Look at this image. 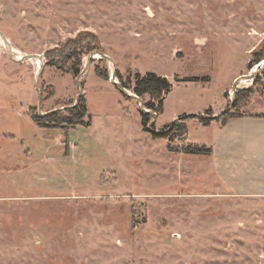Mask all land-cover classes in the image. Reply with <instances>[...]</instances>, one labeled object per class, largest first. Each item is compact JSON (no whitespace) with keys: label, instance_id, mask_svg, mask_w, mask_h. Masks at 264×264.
Here are the masks:
<instances>
[{"label":"rangeland","instance_id":"374dc122","mask_svg":"<svg viewBox=\"0 0 264 264\" xmlns=\"http://www.w3.org/2000/svg\"><path fill=\"white\" fill-rule=\"evenodd\" d=\"M82 31L101 51L79 75L48 64ZM263 47L264 0H0V264H264V197L233 195L209 156L169 149L209 144L216 124L156 137L150 96L133 92L137 72L173 84L156 131L234 112L248 87L262 103L264 60L249 65ZM82 95L91 124L68 135L30 115Z\"/></svg>","mask_w":264,"mask_h":264},{"label":"trees","instance_id":"16d2710c","mask_svg":"<svg viewBox=\"0 0 264 264\" xmlns=\"http://www.w3.org/2000/svg\"><path fill=\"white\" fill-rule=\"evenodd\" d=\"M264 49V47H263ZM99 37L92 31H82L76 37L68 39L56 49L50 50L46 54L48 64L54 65L62 70H73L77 75L80 74V67L82 65V57L85 53H100ZM264 60V53L261 49H255L253 51V59L250 62L249 67L252 68L253 64H258ZM96 73L103 79L108 80L110 77L108 70H103L100 67L96 68ZM135 82L133 92L138 97L149 95L150 100L145 103L142 112V125L144 130L151 131L156 137H163L169 135L170 132L179 131L181 133H187L188 126L187 121L191 119L198 120L204 125H209L213 120H217L222 124H226L233 118L243 116L246 107L253 100L254 91L251 87L239 90L236 94L235 101L232 105L234 112L224 111L220 115L215 116L212 113V109L206 110L204 115H184L181 119L173 121L168 130L156 131L153 126L149 124L152 121L154 115H160L164 112L165 99L167 95L172 91L173 84L165 77L155 72H147L142 74L137 72L135 74ZM197 78L186 79V81H197ZM260 82V75H257L253 84L257 85ZM124 87V86H123ZM30 115L34 121H36L41 127L54 130H62L68 135L70 129L76 126H89L91 119L88 113V106L85 97L82 95L73 108L68 109L65 113L61 110H55L46 114H36L33 110H30ZM171 137L170 140H172ZM171 151H178L186 154L195 155H211L212 149L205 145L187 144L180 148H175L169 144Z\"/></svg>","mask_w":264,"mask_h":264},{"label":"crops","instance_id":"0c3cea01","mask_svg":"<svg viewBox=\"0 0 264 264\" xmlns=\"http://www.w3.org/2000/svg\"><path fill=\"white\" fill-rule=\"evenodd\" d=\"M264 101H253L246 114L216 124L212 142V169L224 188L236 196L264 197ZM218 116V113H215ZM203 156V155H202Z\"/></svg>","mask_w":264,"mask_h":264},{"label":"water","instance_id":"95a60500","mask_svg":"<svg viewBox=\"0 0 264 264\" xmlns=\"http://www.w3.org/2000/svg\"><path fill=\"white\" fill-rule=\"evenodd\" d=\"M94 55V54H93ZM101 55V54H100ZM256 76L254 75V76H250L248 79H254ZM115 83H117V81H115ZM235 92H236V90H235Z\"/></svg>","mask_w":264,"mask_h":264},{"label":"bare ground","instance_id":"6f19581e","mask_svg":"<svg viewBox=\"0 0 264 264\" xmlns=\"http://www.w3.org/2000/svg\"><path fill=\"white\" fill-rule=\"evenodd\" d=\"M97 56H98V54L95 55V57H97ZM253 71H255V70H253Z\"/></svg>","mask_w":264,"mask_h":264}]
</instances>
